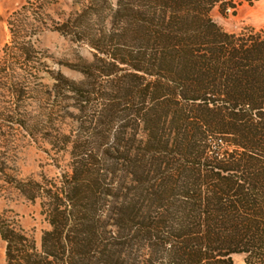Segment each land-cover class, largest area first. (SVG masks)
Here are the masks:
<instances>
[{
    "label": "trees",
    "instance_id": "trees-1",
    "mask_svg": "<svg viewBox=\"0 0 264 264\" xmlns=\"http://www.w3.org/2000/svg\"><path fill=\"white\" fill-rule=\"evenodd\" d=\"M256 1L98 0L60 25L131 68H72L83 83L54 75L48 100L73 101L80 116L95 109L83 140L42 138L58 153L71 145L69 168L24 192L41 198L51 227L40 248L0 214L6 264H234L238 254L264 264V29L230 34L211 18ZM102 4L116 27L94 34L85 21ZM13 35L9 47L29 60L32 46ZM123 71L115 95L90 82ZM11 95L25 90L13 82ZM11 122L39 144L41 124ZM213 138L224 149L208 156Z\"/></svg>",
    "mask_w": 264,
    "mask_h": 264
},
{
    "label": "rangeland",
    "instance_id": "rangeland-1",
    "mask_svg": "<svg viewBox=\"0 0 264 264\" xmlns=\"http://www.w3.org/2000/svg\"><path fill=\"white\" fill-rule=\"evenodd\" d=\"M96 1L0 0V214L33 237L38 248L41 247L43 233L51 227L42 213L41 198L31 201L24 192L30 190L31 194L33 184H57L69 168L71 150L70 145L65 152H55L42 138L67 136L71 142L83 140L87 135V125H82L81 121L84 124L89 120L95 109L91 106L80 116L79 105L73 101L63 102L64 98L48 100L54 75L61 73L74 82L83 83L87 77L72 68H88L90 63L92 68H131L116 64L88 44L78 42L74 38L75 33L66 35L57 31L65 21L77 19L84 8H94ZM110 2L113 7L116 5V0ZM93 10L90 9L85 24L94 34L112 31L116 27L108 7L104 11V4L99 11ZM211 18L230 34L259 32L264 29V0L244 3L235 15L232 11L223 15L216 7ZM13 34L32 46L29 60H24L17 50L9 47L13 44ZM121 50L126 54L131 52L129 48ZM127 75L128 72L123 71L119 76L106 78L95 73L91 75L93 79L90 82L104 86L106 92L115 95L119 79ZM13 82L20 90H25L22 100L13 99ZM105 103H97L96 107L100 108ZM50 117L53 123H50ZM12 120L41 124L38 128L39 144L31 140L25 129L12 124ZM121 124L120 119H115L101 129L106 138L101 150L113 142ZM220 145L219 138H213L208 156L223 150ZM245 257L244 254L234 255L233 263L245 264ZM0 264H6V243L1 238Z\"/></svg>",
    "mask_w": 264,
    "mask_h": 264
}]
</instances>
